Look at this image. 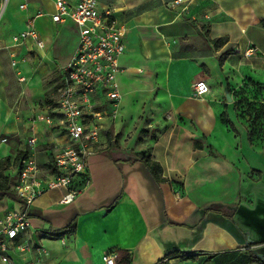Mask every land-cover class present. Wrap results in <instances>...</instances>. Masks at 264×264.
<instances>
[{"label":"crops","instance_id":"obj_1","mask_svg":"<svg viewBox=\"0 0 264 264\" xmlns=\"http://www.w3.org/2000/svg\"><path fill=\"white\" fill-rule=\"evenodd\" d=\"M23 1L0 0V161L7 164L5 173L19 151L32 152L27 139L33 132L41 165L52 158L55 142L67 140L31 117L50 111L60 81L57 64L73 52L58 58L54 43L67 28L75 45L78 37L70 21L39 18L44 49L36 50L29 40L13 47L17 63L12 65L9 49L3 48L11 35L36 11H53L54 0H27L21 8ZM98 6L109 9L124 28L123 70L116 75L120 111L125 103L128 112L134 108L130 100L141 84L128 76L133 70L127 64H140L147 69L144 79L154 75L151 106L158 133L145 154L132 147L91 154L88 182L71 202H61L62 189L38 196L29 209L27 238L45 252L14 253L12 264H104L106 248L117 264H264V254L255 252L264 243V187H257L264 186V170L252 160L264 155V136L248 139L249 128L231 94L244 89L249 78L264 82V57L243 56L248 47L264 51V0H98ZM200 78L207 81L208 93L190 97V85ZM224 109L234 131L220 120ZM142 155L160 164L159 180L137 159ZM20 207L9 195L0 198V218ZM72 221L71 232L53 234Z\"/></svg>","mask_w":264,"mask_h":264},{"label":"built area","instance_id":"obj_2","mask_svg":"<svg viewBox=\"0 0 264 264\" xmlns=\"http://www.w3.org/2000/svg\"><path fill=\"white\" fill-rule=\"evenodd\" d=\"M20 7L26 8L27 0ZM42 17L54 23L70 21L77 27L72 54L65 63L57 64L60 81L50 111L31 117L32 123L43 121L49 128L59 129L67 140L55 142L52 158L41 165L35 156L38 137L33 132L27 139L32 152L11 161L8 190L19 199L21 207L7 210L0 218V264H12L14 253L21 255L33 248L45 252L27 238L32 203L51 189L64 190L62 203L74 200L88 182V157L99 150L101 139H106L120 109L116 75L123 70L119 58L124 52V28L117 24L112 12L100 9L98 0H54L52 12L36 11L26 19L25 27L11 35L10 42L3 46L10 51L12 65L17 63L13 47L29 40L36 50L44 49L45 40L37 28V20ZM243 56L264 57V51L248 47ZM190 88L193 98H203L209 91L204 78L196 79ZM101 256L104 264H117L112 250L103 249Z\"/></svg>","mask_w":264,"mask_h":264},{"label":"rangeland","instance_id":"obj_3","mask_svg":"<svg viewBox=\"0 0 264 264\" xmlns=\"http://www.w3.org/2000/svg\"><path fill=\"white\" fill-rule=\"evenodd\" d=\"M65 30H67V33L63 30L61 36L54 43V54L58 58L67 57L73 51L75 45L76 38L72 33V30L69 28ZM127 65L129 67L131 66V69L133 70L128 76L133 81H136L138 78V81L141 83L137 86L139 92L133 93V95L136 96H132L133 99L132 101L130 100V102L134 104V108H130L128 112L125 103L123 105V111H120L119 109L116 119L112 122L107 131L106 139H101L99 148L103 152L104 150L111 148L132 147V149H136V154H145L150 149V143L154 140V136H156L159 129V127H157L158 124H154V111H152L153 108L151 106L154 101V89L152 88L154 85V75L151 76L149 73L148 79H144L143 75L147 72L145 67L135 63H129ZM138 68L140 69V72H137ZM241 89L242 92L240 93V98H242V100H236L237 102L236 104L234 103V109L235 111H238L241 118L244 119L247 128L253 127V129L259 130L258 126H261L262 121L258 120V117L254 118L257 114L258 108L256 109L257 111H254L252 104H260L261 101L259 100L264 99V92H261L262 90L257 88L254 84H252V86L244 84V89ZM142 90L146 91L142 92ZM231 94L236 98V96L239 95V90L235 89ZM124 98L125 97L123 96V101ZM248 101L251 106L247 103ZM55 131L57 132L59 129ZM61 139L63 141L65 140L63 138ZM256 147L258 148L259 146ZM256 155L258 156H252V160H257L256 163L259 162L258 164H261L260 168L264 170V155L259 153ZM47 158H50V156H47ZM252 163L255 162L252 161ZM6 165L7 164L4 163V166ZM6 170L7 168L4 169V174ZM257 187L264 186L259 185ZM259 246H261V248H257L255 252L264 254V243H261Z\"/></svg>","mask_w":264,"mask_h":264},{"label":"trees","instance_id":"obj_4","mask_svg":"<svg viewBox=\"0 0 264 264\" xmlns=\"http://www.w3.org/2000/svg\"><path fill=\"white\" fill-rule=\"evenodd\" d=\"M260 24L262 26H264V18H262L260 20ZM220 63H222L221 58H220ZM245 84H247V86H252V84H254L257 88H260V90H262L261 92H264V82L254 81V80L249 78ZM241 92H242V89L240 88L239 89V95L236 96L238 100H242V98H240ZM259 101H261L260 104H252V106L254 108V111L258 110L257 114H256V116H254V118L258 117V120H261L262 124H261V126H258L259 130L253 129V127L249 128L248 139L250 141L260 140L261 137L264 136V99H261ZM236 102H235V104H236ZM247 103L250 104L249 101ZM249 106H251V104ZM220 120L223 124L227 125L231 130H233V131L235 130V127H234L233 123L231 122V120L229 119L225 109L223 110V112L220 115ZM194 145L196 147L201 146V144H199L197 141L194 142ZM24 155H26V153L24 151H19V153L16 155L15 159H17L21 156H24ZM137 159L144 163V165L149 169L150 173L152 174V176L156 180L160 179V174L162 172V169H161L160 164L157 161H153L152 159H150L149 156H145V155L139 156ZM4 162L5 161H0V198L9 195V196L13 197L14 199L19 200L14 194L9 192V190H8L9 177H8L7 173L4 174V169L7 168V166H4ZM80 184H81V182L77 183L78 186ZM116 202H117V200H114L110 205H108L105 208V211L109 212L116 205ZM74 227H75V222L72 221L68 225H66L64 228L60 229L59 231H56L53 234L57 237H62L65 234L71 232L74 229Z\"/></svg>","mask_w":264,"mask_h":264}]
</instances>
